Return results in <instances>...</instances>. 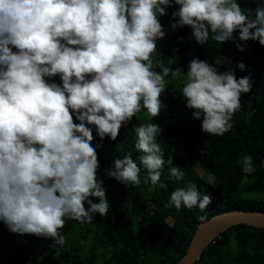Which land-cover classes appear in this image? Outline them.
Listing matches in <instances>:
<instances>
[{"label": "clouds", "instance_id": "clouds-1", "mask_svg": "<svg viewBox=\"0 0 264 264\" xmlns=\"http://www.w3.org/2000/svg\"><path fill=\"white\" fill-rule=\"evenodd\" d=\"M173 3L179 7L171 27L191 26L198 44L234 40L238 30L240 41L264 46V0L247 12L238 0H0V222L8 231L52 238L55 247L64 243L58 229L65 219L83 224L108 212L90 143L93 128L86 125L100 141L115 140L142 108L151 117L159 114L163 78H176L178 69L161 64L154 71L150 56L165 36L157 17ZM223 63L220 56L214 63L193 58L180 88L192 117L211 135L232 127L241 94L252 88L250 77L236 78L230 66L218 71ZM56 75L60 83L50 79ZM133 130L139 166L125 154L104 170L107 177L138 185L142 168L145 183L166 187L160 181L164 151L156 142L161 128L149 122ZM241 171H255L250 156ZM182 177L178 167L168 169L169 179ZM210 202L189 184L173 190L164 207L203 211Z\"/></svg>", "mask_w": 264, "mask_h": 264}, {"label": "trees", "instance_id": "trees-1", "mask_svg": "<svg viewBox=\"0 0 264 264\" xmlns=\"http://www.w3.org/2000/svg\"><path fill=\"white\" fill-rule=\"evenodd\" d=\"M260 2L238 0L243 12L255 9ZM178 7L173 3L166 7L164 15L157 17L163 30L178 19L171 16ZM191 31V26H181L164 38L162 46L172 56L165 66L178 69L176 78L181 79L193 58L214 63L215 57L220 56L224 63L218 71L230 66L236 78L249 76L252 88L249 93L241 94L240 107L231 118L232 127L223 135L203 132L201 120L192 117V109L185 106L186 98L184 106L178 108L180 120L165 123L167 108L163 106L156 117L142 119L137 113L126 127L122 124L115 140L105 137L100 141L94 126L86 125L93 128L90 143L97 152V180L102 181L109 203L105 216L93 215L95 234L90 236L86 223L65 219L63 227L58 229L64 235V243L54 247L52 238L11 233L0 222V264H177L199 223L224 211L264 210V46L251 39L240 41L238 30L233 32L234 40L216 43L209 39L198 44L191 38ZM237 44H243V50ZM156 48L150 59L153 70L159 72ZM240 62L245 65L243 71L237 67ZM50 79L60 83L59 75ZM143 111L146 109L140 112ZM73 122L79 123L75 116ZM149 122L161 128L156 142L164 151L160 181L166 187L145 183L146 173L142 168L138 185H124L107 177L104 170L111 168L114 158L125 154L139 166L138 157L142 152L134 147L133 125ZM98 142L102 147L95 148ZM245 156L251 157L255 169L251 174L241 171ZM169 157L171 164L167 162ZM172 166L183 172L178 181L168 178V169ZM189 184H194L200 193L210 195L211 202L203 211L197 207L186 209L183 205L180 210L172 205L164 207L173 190L186 189ZM90 198L98 202V198ZM125 200L132 205L133 213L122 208ZM195 264H264V229L241 224L224 230Z\"/></svg>", "mask_w": 264, "mask_h": 264}, {"label": "water", "instance_id": "water-1", "mask_svg": "<svg viewBox=\"0 0 264 264\" xmlns=\"http://www.w3.org/2000/svg\"><path fill=\"white\" fill-rule=\"evenodd\" d=\"M241 224L264 229V210L234 209L217 213L199 223L184 255L177 264H195L200 260L205 248L224 230Z\"/></svg>", "mask_w": 264, "mask_h": 264}, {"label": "rangeland", "instance_id": "rangeland-1", "mask_svg": "<svg viewBox=\"0 0 264 264\" xmlns=\"http://www.w3.org/2000/svg\"><path fill=\"white\" fill-rule=\"evenodd\" d=\"M176 29L177 28L173 29L171 26H169V28H167L166 30L164 29L165 36L163 38L158 39L156 43L157 62L159 66L161 64L166 65L168 64V62H171L172 60V56H170L168 54V50L164 48V46H162V42L164 41V38L170 36ZM163 80H164V90L160 95V100L162 106L167 108V111L164 112V118H165V123L169 124V123H174L177 120H180L181 118L180 116H178L179 113L178 108L184 106L185 97L182 96L180 92V88L184 85V83H186V75L184 74L181 79H177V78L173 79L172 77L165 76ZM139 116L142 119L149 118V115L147 114L146 111L139 112ZM177 153L179 155H182L181 151H177ZM122 208L129 209L132 213L134 212L132 211V205L128 200H125L122 203ZM86 226H87L86 231L89 232L90 236L92 237L96 231L93 220L91 222L86 223ZM107 250H108V255H110L112 248L109 246Z\"/></svg>", "mask_w": 264, "mask_h": 264}]
</instances>
